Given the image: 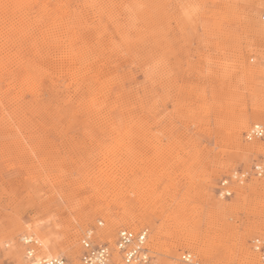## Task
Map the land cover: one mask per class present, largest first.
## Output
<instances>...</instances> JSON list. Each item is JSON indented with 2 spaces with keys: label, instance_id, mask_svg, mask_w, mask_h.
Listing matches in <instances>:
<instances>
[{
  "label": "rangeland",
  "instance_id": "1",
  "mask_svg": "<svg viewBox=\"0 0 264 264\" xmlns=\"http://www.w3.org/2000/svg\"><path fill=\"white\" fill-rule=\"evenodd\" d=\"M263 11L0 0V264H32L24 235L82 264L89 228L111 247L119 229L148 228L150 264L184 251L260 264L264 177L234 174L264 156V137H246L264 125Z\"/></svg>",
  "mask_w": 264,
  "mask_h": 264
},
{
  "label": "built area",
  "instance_id": "2",
  "mask_svg": "<svg viewBox=\"0 0 264 264\" xmlns=\"http://www.w3.org/2000/svg\"><path fill=\"white\" fill-rule=\"evenodd\" d=\"M264 19V11L262 15ZM248 140L260 139L264 137V125L255 123L246 134ZM254 175L264 177V156L254 162L250 171L235 172V177H245ZM228 188V179H223L220 187L222 196L231 195ZM102 225V222H99ZM148 228L138 231L129 228L118 230L115 246L111 247L108 242H98L94 228L87 229L81 238L82 264H150L152 256L148 248ZM23 243L26 245V257L35 264H69L63 256L36 257V248L39 241L32 235H24ZM253 248L259 254L260 264H264V238L257 236L252 240ZM170 264H205L191 251H184L176 257Z\"/></svg>",
  "mask_w": 264,
  "mask_h": 264
},
{
  "label": "bare ground",
  "instance_id": "3",
  "mask_svg": "<svg viewBox=\"0 0 264 264\" xmlns=\"http://www.w3.org/2000/svg\"><path fill=\"white\" fill-rule=\"evenodd\" d=\"M6 31V30H5ZM3 34V33H2ZM26 68V67H25ZM29 72V71H28ZM179 217V218H178ZM177 217V215L176 216H174V219L176 220V219H180V216H178ZM132 219H134L133 217H132ZM181 219H183V218H181ZM179 221V220H178ZM186 221V220H185ZM180 222V221H179ZM178 222V223H179ZM181 223V222H180ZM102 225H103V222H102ZM178 231V230H177ZM95 234H96V232H95ZM159 230L157 229V231H156V235H155V241L156 242H158V240H159ZM186 238V237H185ZM116 242V241H115ZM40 246V245H39ZM114 246H115V244H114ZM113 246V247H114ZM207 249V248H206ZM212 251V250H211ZM36 253H37V256L36 257H39V256H41V255H39L38 254V251H37V248H36ZM204 255H206L207 257H209V256H211L212 255V253L210 252V248L208 249V250H205L204 251V253H203ZM42 257H53V256H42ZM58 257V256H57ZM27 260H29L32 264H35L32 260H30V259H28V258H26ZM251 259V257H250V255L247 253V256L245 255V259L243 260V264H251L252 262V260H250Z\"/></svg>",
  "mask_w": 264,
  "mask_h": 264
}]
</instances>
